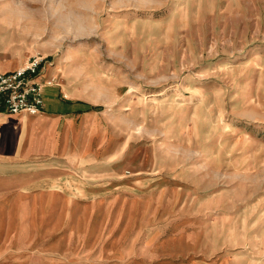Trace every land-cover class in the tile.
Instances as JSON below:
<instances>
[{"label":"rangeland","instance_id":"374dc122","mask_svg":"<svg viewBox=\"0 0 264 264\" xmlns=\"http://www.w3.org/2000/svg\"><path fill=\"white\" fill-rule=\"evenodd\" d=\"M36 56L86 112L0 179V259L264 264V0H0V72Z\"/></svg>","mask_w":264,"mask_h":264},{"label":"crops","instance_id":"0c3cea01","mask_svg":"<svg viewBox=\"0 0 264 264\" xmlns=\"http://www.w3.org/2000/svg\"><path fill=\"white\" fill-rule=\"evenodd\" d=\"M45 81L47 78L41 82L48 83ZM45 93L46 88L45 106L38 115L9 114L0 109V157L3 137L8 139L14 135L20 141V148L14 156L18 161H0V179L35 177L37 175H32V172L36 173L39 168L59 167L61 153L74 149L71 140H62V136L68 137L78 128L77 123L86 109L74 102L64 101V104L62 98L46 100ZM11 262L7 258L0 259V264Z\"/></svg>","mask_w":264,"mask_h":264},{"label":"built area","instance_id":"2783aa9c","mask_svg":"<svg viewBox=\"0 0 264 264\" xmlns=\"http://www.w3.org/2000/svg\"><path fill=\"white\" fill-rule=\"evenodd\" d=\"M43 57L30 58L23 67L0 72V109L9 114L38 115L44 109V90L51 86L39 81L45 70Z\"/></svg>","mask_w":264,"mask_h":264}]
</instances>
